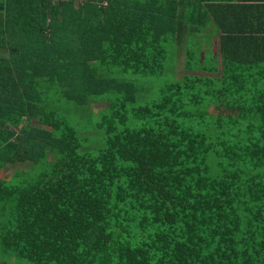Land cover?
Here are the masks:
<instances>
[{
  "label": "trees",
  "instance_id": "obj_1",
  "mask_svg": "<svg viewBox=\"0 0 264 264\" xmlns=\"http://www.w3.org/2000/svg\"><path fill=\"white\" fill-rule=\"evenodd\" d=\"M215 1L0 0V264H264V36Z\"/></svg>",
  "mask_w": 264,
  "mask_h": 264
},
{
  "label": "crops",
  "instance_id": "obj_2",
  "mask_svg": "<svg viewBox=\"0 0 264 264\" xmlns=\"http://www.w3.org/2000/svg\"><path fill=\"white\" fill-rule=\"evenodd\" d=\"M215 2L216 4L223 3L231 6V10L228 13L229 15L227 12H224L225 14L221 16L228 17L232 20L229 24L231 27L237 29L236 34L264 36V0H217ZM210 34L214 37V49H217V38L214 36V32ZM207 38V33H205L204 40H207ZM242 45L243 44L240 43L237 45L236 49H245L246 47Z\"/></svg>",
  "mask_w": 264,
  "mask_h": 264
},
{
  "label": "rangeland",
  "instance_id": "obj_3",
  "mask_svg": "<svg viewBox=\"0 0 264 264\" xmlns=\"http://www.w3.org/2000/svg\"><path fill=\"white\" fill-rule=\"evenodd\" d=\"M77 1V0H76ZM103 3H106L105 1ZM207 40L205 39L204 41L206 42V48L210 49V50H215V43H214V37L213 35H207ZM183 50L181 52V48L179 50L178 56L177 53L174 56L169 57L168 60H170L174 67L169 68V72L172 73L173 77H179L183 71ZM171 64H169L170 66ZM161 78H172L171 75L169 73H166L163 77ZM153 92L156 93V88L153 89ZM94 110L96 109V107H93ZM34 127L39 128L41 125L37 122L34 121L33 123H31ZM43 128V127H41ZM49 158H52L51 154H49ZM21 167V165H19ZM14 167L13 165H8L6 167H3L0 169V177L5 176L6 174H11L14 171Z\"/></svg>",
  "mask_w": 264,
  "mask_h": 264
}]
</instances>
